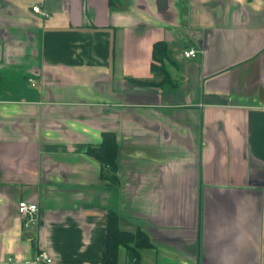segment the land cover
I'll use <instances>...</instances> for the list:
<instances>
[{"label": "crops", "instance_id": "crops-1", "mask_svg": "<svg viewBox=\"0 0 264 264\" xmlns=\"http://www.w3.org/2000/svg\"><path fill=\"white\" fill-rule=\"evenodd\" d=\"M110 210L115 264H264V0H0V264H103Z\"/></svg>", "mask_w": 264, "mask_h": 264}, {"label": "trees", "instance_id": "trees-1", "mask_svg": "<svg viewBox=\"0 0 264 264\" xmlns=\"http://www.w3.org/2000/svg\"><path fill=\"white\" fill-rule=\"evenodd\" d=\"M165 61H168L169 64L173 63L168 58L167 44L163 40L155 41L152 47L151 70L158 75L167 77L168 72ZM87 152L100 162L101 177L109 180L111 183H118L116 176L118 144L115 135L112 132H104L101 142L97 145H89ZM131 243H134L136 247L150 246L149 240L143 232L137 231L133 233L120 230L118 227L117 212L112 210L108 211L106 243L103 251L102 263L115 264L117 249L120 244L126 246L130 258H133L135 252L131 250L133 249L130 245Z\"/></svg>", "mask_w": 264, "mask_h": 264}, {"label": "built area", "instance_id": "built-area-1", "mask_svg": "<svg viewBox=\"0 0 264 264\" xmlns=\"http://www.w3.org/2000/svg\"><path fill=\"white\" fill-rule=\"evenodd\" d=\"M32 10L40 13L42 12L39 5H33ZM184 54L188 57L195 56L196 51L194 49L185 50ZM32 81V80H31ZM33 84V82H32ZM18 209L19 212L23 218V226L27 227L30 224H33L37 221V215H38V205L33 202H27L25 200H21L18 203ZM51 262V258L48 257V255L45 252H39L34 256V259L32 260L33 264H46Z\"/></svg>", "mask_w": 264, "mask_h": 264}]
</instances>
